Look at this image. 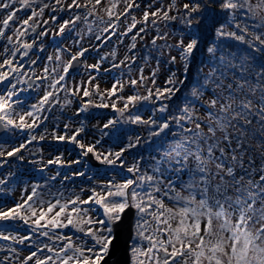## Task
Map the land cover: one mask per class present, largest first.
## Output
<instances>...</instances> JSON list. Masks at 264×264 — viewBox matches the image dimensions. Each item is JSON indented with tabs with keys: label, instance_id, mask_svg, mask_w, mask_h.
I'll return each mask as SVG.
<instances>
[{
	"label": "snow or ice",
	"instance_id": "snow-or-ice-1",
	"mask_svg": "<svg viewBox=\"0 0 264 264\" xmlns=\"http://www.w3.org/2000/svg\"><path fill=\"white\" fill-rule=\"evenodd\" d=\"M140 8L138 0H0V129L29 133L10 149L0 142V168L9 158L20 163L27 158L44 173L52 165L86 166L82 158L91 154L99 164L121 170L106 180L83 170L65 174L63 181L84 177L95 185L68 195L49 188L59 171L44 184L26 185L20 202L0 206V240L32 250L22 256L21 249L0 246V252L12 254L0 257V264H106L129 210L134 223L127 264H264V0H149L137 18ZM78 24L85 28L77 30ZM152 33L141 56L137 41ZM49 36L61 40L52 45L53 54L41 56ZM85 37L97 43L82 46ZM113 37L119 44L130 40L123 58L114 47L96 63H86L93 47L99 52ZM106 61L105 72L127 70L130 78L114 79L101 92L92 73L99 74ZM82 62L87 81L70 85V73ZM162 64L167 76L161 87ZM125 85L133 93L119 95ZM42 86L35 103L20 98ZM77 96L76 116L90 108H111L119 115L94 125L100 135L90 143L82 136L84 120L69 134L71 117L63 134L58 124L36 133L48 120L46 113L70 108ZM124 125L143 126L147 135L132 134ZM49 137L50 143L79 149V158L66 161L58 150L45 162L42 147L29 148ZM105 137L118 150H101ZM140 148L150 151L132 156L129 164L125 154ZM14 176V171L0 175V192L10 191L3 186ZM17 221L28 226L27 234L10 230L8 222Z\"/></svg>",
	"mask_w": 264,
	"mask_h": 264
},
{
	"label": "rangeland",
	"instance_id": "rangeland-1",
	"mask_svg": "<svg viewBox=\"0 0 264 264\" xmlns=\"http://www.w3.org/2000/svg\"><path fill=\"white\" fill-rule=\"evenodd\" d=\"M138 2H140L141 4V8L135 10V15L137 16V18H139L142 14L143 10H146V7L149 3V0H138ZM168 0H164V3H167ZM155 7H158L159 5H154ZM19 15H24V13H19ZM60 15H64V14H60ZM45 18H48V14H45ZM85 28V25L83 24H78L77 25V30H82ZM174 29H178L179 25H173ZM121 31H123V24L121 25ZM155 33L150 34L146 40L144 41H137V52L143 56L144 55V45L148 44L151 40V36L154 35ZM61 40V37L57 36L55 38V41L53 40V38L51 36L44 38L43 43L45 44V53H41L40 55L43 56L45 54H53L54 52V48L52 47V45L54 43H59V41ZM170 42H174V40L170 39ZM3 42H0V44H2ZM65 45H68V41L65 39ZM97 42L94 39H90L88 37H85L84 43L82 46H89V45H95ZM130 40L125 37L124 38V44H119L117 37H113L111 40L108 41L107 44H105L103 47L100 48V51L97 52L95 50V47L92 48V50L86 54L87 60L86 63L88 64H94L96 63L99 58L100 55L110 52L114 47H116L117 52H118V59L119 58H123V56L125 55V53L127 52V48L125 47V45L129 44ZM158 43H163L162 41H158ZM73 51H75V49H73ZM175 55V53H173ZM137 64H143L142 60H137ZM155 66V62L153 61L150 65H146L145 66V75H148L152 69V67ZM109 67L108 62L106 61L99 74L96 73H92L93 75H97V79L95 81H93V84L95 83H99L100 85V90L101 92H103L105 89H110L112 87V84L114 83V79H121L122 81H128L130 76L129 73L127 72V70H121V69H117L113 72H105L103 69ZM132 72H131V77L135 78L137 76V65L134 64L132 65ZM37 74L39 75V69L37 70ZM70 76L72 77V79L69 80V84L71 85L73 82L79 83L81 81H87L88 79V72L86 71V69L83 67V62L79 65V67L76 69V71L74 73H70ZM167 76V68L166 66H164L163 64L161 65V71L159 74V78H158V85L159 86H163V81ZM43 85L47 84V81L45 82H41ZM22 87L27 88L28 85H21ZM3 88V85H0V89ZM138 91L140 92V94H144V89L140 88L138 89ZM44 92V87H40L39 89H35L33 88V91L31 94L28 93V91L26 92H22L20 94V98L23 99L25 101V104H31V103H35L40 96L43 95ZM133 93V90L128 87L127 85H125V89L123 92L119 93V95L122 96H127ZM15 99V97H14ZM84 100H87L89 98L84 97ZM93 99H95V97H93ZM113 99H115V97H113ZM99 102V101H97ZM122 103H119L117 105V107H122ZM81 104V97L77 96L74 98V103L70 108L65 109L64 111H60L59 110V106H57L56 108H53V110L50 113H46L48 116V120L45 122V124H41L40 128H37L35 131L36 133H40L41 129H43L45 126L48 128L49 131H52L53 128H55V126L58 124L59 125V129L58 134H63L64 131V124L66 122H68L69 117H71L72 121H73V126L72 128H70L69 134H71V132L79 126V124L77 123L80 120H84L86 123V131L85 133L82 134V136L85 138V142L86 143H90L92 142L94 139L98 138L100 133L99 131L94 127V125L99 124L101 127L103 126V123L108 119V118H115L118 117V113L114 112L111 108L108 109H96V108H90L89 111L85 114V113H81L80 116H76L75 112L76 110L80 107ZM23 108V106H18ZM26 110V109H25ZM149 113H146L144 118H148ZM57 117H59V119H57ZM124 128L127 127V125L123 126ZM107 131V130H105ZM28 132H18V131H14L12 133L6 132L4 131V133L0 136V142H6V146L10 149L12 146L17 145L21 142H23L25 140V138L28 136ZM79 139V137H78ZM51 140V137H49L47 140H45L44 142H42L39 145H29V148H33L34 146H39L42 147L44 149L43 152V159L46 162L48 159L52 158V156L57 155L58 154V150H63L64 151V158L66 161H71L74 159L79 158V149L75 148L74 146H69L67 144H57L56 142H49ZM108 147H116V149L118 150V146H114L112 144V140L110 137H105L104 140L102 141V144L100 146V149H106ZM71 148V152L69 153V151H67L66 149ZM26 155V157L28 158H33V159H39V156L36 157H31L30 154H28L27 152L25 153H21ZM127 154V153H126ZM125 154V155H126ZM128 156V155H127ZM129 158V156H128ZM85 161V157L82 158ZM86 162V161H85ZM133 161L132 159H128V163L131 164ZM40 165H32L29 164L27 162V158L23 163H20L16 160H12L9 162V164H5V166L3 168H0V175H6L8 172L10 171H14L16 173V176L12 177L9 180V183L7 185H4L3 187L5 189H10V191H4V192H0V206H3L4 208H9V207H13L16 203L20 202L21 196L22 194L26 195L27 193L24 192V188L26 185H30L32 183H41L44 184L47 181V177H50L52 175H55V173L57 171H59L61 173L60 177H58L56 180L54 181H50L49 183V188L51 189V191L53 193L57 192V190H62L65 192V195H68L69 193H71L73 190H75L77 193H79L80 188L81 187H93L95 186L94 183L92 181H89L87 179H85L84 177H76L74 179L68 180V181H63V176L65 174H70L74 171H78V170H83L85 171L87 174H91L93 175L95 178L99 179V178H104L105 180L108 179V175L109 173H112L114 171H121L120 169H112V168H108L105 165H101L100 167L93 168L90 164H88L86 162V166L85 164H81V165H72L71 167H61L58 168L55 165L49 166L47 171L44 173H41L40 171H38ZM42 177L40 180L38 177ZM17 177H22V179H17ZM117 180H120V177L117 176L116 177ZM28 191L30 192V187L28 188ZM42 191H47V189H42ZM88 195L87 192L83 193V196L86 198ZM100 210L97 207V213H99ZM93 215H96V213H93ZM11 225L10 230L14 231L15 233L19 234V235H24L27 234L29 232V228L26 225H23L22 222L17 221V222H8ZM68 231V230H65ZM12 246V247H16L18 249H21V255L22 256H26L29 251H31L32 249H28V248H23L21 245L18 244H13L11 241H2L0 240V246H3L5 248H7V246ZM11 256L12 254L7 252V251H3L0 252V257L3 256Z\"/></svg>",
	"mask_w": 264,
	"mask_h": 264
},
{
	"label": "water",
	"instance_id": "water-1",
	"mask_svg": "<svg viewBox=\"0 0 264 264\" xmlns=\"http://www.w3.org/2000/svg\"><path fill=\"white\" fill-rule=\"evenodd\" d=\"M79 67V65L76 66L75 70ZM74 70V71H75ZM73 71V72H74ZM4 133L3 129H0V135ZM12 159V158H9ZM86 160L92 164L94 167H100L101 164H99L91 154H89L88 157H86ZM134 223V215L132 213V210H129L125 213V219L122 224L121 228V234H120V241L117 244L112 256L110 257L109 261L106 262V264H127L128 255H127V247H128V241L131 236V225Z\"/></svg>",
	"mask_w": 264,
	"mask_h": 264
},
{
	"label": "trees",
	"instance_id": "trees-1",
	"mask_svg": "<svg viewBox=\"0 0 264 264\" xmlns=\"http://www.w3.org/2000/svg\"><path fill=\"white\" fill-rule=\"evenodd\" d=\"M251 23H252V21H249V24H251ZM237 47L243 49L245 46L244 45H237ZM140 107H141V109L143 108V106H140ZM132 111L135 112L136 109H133ZM146 113H148V112L141 110L139 114L144 117ZM125 129H127L132 134L139 133L141 136L147 135V129L143 126L127 125V127H125ZM147 151H150V150H146V148H140L138 150L134 149V150H132V155H129L127 153L126 156L127 155L129 156L128 159H132V156L137 155L138 153H143V154L147 155Z\"/></svg>",
	"mask_w": 264,
	"mask_h": 264
}]
</instances>
